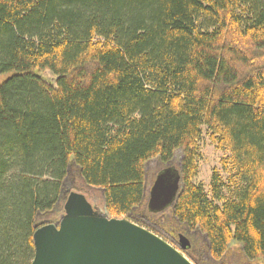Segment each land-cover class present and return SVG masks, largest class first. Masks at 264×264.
<instances>
[{
    "label": "trees",
    "instance_id": "1",
    "mask_svg": "<svg viewBox=\"0 0 264 264\" xmlns=\"http://www.w3.org/2000/svg\"><path fill=\"white\" fill-rule=\"evenodd\" d=\"M2 76L0 264L32 263L74 188L109 218L204 238L194 264H264V0H0ZM204 128L231 156L210 196ZM151 167L181 177L164 213Z\"/></svg>",
    "mask_w": 264,
    "mask_h": 264
},
{
    "label": "water",
    "instance_id": "2",
    "mask_svg": "<svg viewBox=\"0 0 264 264\" xmlns=\"http://www.w3.org/2000/svg\"><path fill=\"white\" fill-rule=\"evenodd\" d=\"M180 192L181 177L162 172L149 191V211L165 212ZM63 211L57 223L36 230L31 264H194L184 254L187 239L180 237L174 246L129 219L108 218L84 193L70 192Z\"/></svg>",
    "mask_w": 264,
    "mask_h": 264
},
{
    "label": "rangeland",
    "instance_id": "3",
    "mask_svg": "<svg viewBox=\"0 0 264 264\" xmlns=\"http://www.w3.org/2000/svg\"><path fill=\"white\" fill-rule=\"evenodd\" d=\"M7 78V76H2L0 77V85L4 82V80ZM199 161H198V177L195 181V183L197 185H202L204 187V190L206 191V193L210 196V185H211V179H212V175L214 170H217L222 177L224 178V180H227L229 175L228 173L224 170V163L225 162H230V153L227 151H222L219 150L210 140V136L209 133L207 131V129H203V136L200 142V146H199ZM153 170L154 168L151 167L149 175H148V179H149V188L151 190L156 178L155 176H153ZM152 185V186H151ZM151 186V187H150ZM81 187V186H79ZM84 187H82L83 189ZM74 191H78L76 190V188L73 189ZM88 190V189H87ZM89 191V190H88ZM87 199L89 200V202L95 207V208H99V210L101 211V206L99 205V201H101V191H97V190H90V193L85 194ZM103 213V211H101ZM105 214V213H103ZM107 216V215H106ZM109 218V217H108ZM159 218L158 215H154V214H149V218H147L146 220H148V227L150 230H152L153 225L152 222L157 223V219ZM124 219V218H123ZM164 222V221H163ZM163 222H161V224H164ZM165 225V224H164ZM145 226V225H144ZM164 227V226H162ZM165 229L160 231L161 233H163L165 235L164 238H166L165 240H167V242H169L170 244L174 245V246H178V242H179V238L183 237L185 239L188 240L189 244H190V251L193 250V252L196 254V249L199 248V246H201V244H203L205 241V239L203 238V240L200 237L195 236V234H189L186 231H182V232H177V234L170 233V229L167 227H164ZM179 235V236H178ZM196 239V240H195ZM225 264H246L243 259L241 258L238 250H234L230 256L225 260Z\"/></svg>",
    "mask_w": 264,
    "mask_h": 264
},
{
    "label": "flooded vegetation",
    "instance_id": "4",
    "mask_svg": "<svg viewBox=\"0 0 264 264\" xmlns=\"http://www.w3.org/2000/svg\"><path fill=\"white\" fill-rule=\"evenodd\" d=\"M164 213V212H163ZM148 221V220H147ZM152 225H154V224H152ZM179 236V235H178Z\"/></svg>",
    "mask_w": 264,
    "mask_h": 264
}]
</instances>
